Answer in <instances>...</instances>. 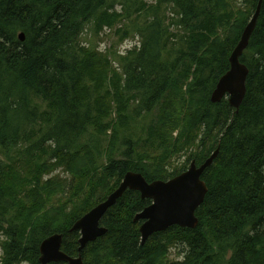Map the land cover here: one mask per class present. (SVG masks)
<instances>
[{
	"label": "trees",
	"instance_id": "obj_1",
	"mask_svg": "<svg viewBox=\"0 0 264 264\" xmlns=\"http://www.w3.org/2000/svg\"><path fill=\"white\" fill-rule=\"evenodd\" d=\"M159 1L181 15L178 24H185L187 31L186 58H176L169 65L161 62L167 42L160 25L152 22L137 32L142 46L135 48L134 60L122 64L116 94L131 96L137 102V115L150 113L166 92L177 90L181 75L193 71L188 93L200 94L195 114L185 118L172 146L151 156L147 150L138 152L135 158L127 149L93 173L87 184L74 176L65 180L57 195L71 200L55 209L35 185L34 166L69 163L81 149L89 148L80 144L84 135L90 130L106 132L109 91L99 81L86 83L90 57L77 43L82 26L100 14L106 0H0V234L6 235L0 264H40L39 244L54 233L63 234L61 249L76 256L80 235L70 227L104 200L124 173L132 170L148 181L166 180L184 171L192 160L201 163L217 146V158L202 175L208 191L196 209L199 222L194 229L171 226L141 244V221L133 217L150 200L127 190L100 220L106 234L81 250L83 262L159 264L163 252L178 245L183 259L171 264H223V259L226 264H264V0L240 56L248 76L238 113L226 99L212 103L210 94L228 70L229 54L257 0H243L245 13H237L232 23L229 12H222V0ZM95 61L99 64L95 71L111 70L101 57ZM185 63V69H180ZM153 133L149 131V140ZM155 147L150 145L149 151ZM48 153L50 162H40ZM174 154H185V160L168 170V158ZM76 190L81 191L79 197ZM43 205L47 209L36 216L35 208Z\"/></svg>",
	"mask_w": 264,
	"mask_h": 264
},
{
	"label": "rangeland",
	"instance_id": "obj_2",
	"mask_svg": "<svg viewBox=\"0 0 264 264\" xmlns=\"http://www.w3.org/2000/svg\"><path fill=\"white\" fill-rule=\"evenodd\" d=\"M222 1V12L230 14L229 23L233 22L240 11L245 13L243 0ZM103 10L82 26L77 43L79 49L84 52V56L90 57L86 65L88 69L86 83L92 84L99 81L102 87L109 91L107 98L111 107L106 115V132L99 134L96 130H90L84 135L80 144H88L89 148L81 149L77 153L79 157L73 158L74 160L69 163L55 164L43 169L34 166L36 177H38L35 185L49 196L51 207L55 209L60 208L67 200H71V197L58 196L57 192L66 183L65 180L70 181L72 176L84 179L87 184L93 173L99 172L111 158L122 157L127 149L128 152L131 150L135 158L138 152L144 154L147 150L148 156H151V153L172 146L182 131L186 119L195 114L194 108L200 101V94L188 93V86L193 80V71H188L187 77L180 76L176 91L166 92V96L150 113L137 115L134 112L137 102L125 93L121 96L116 94L121 84L122 64L134 60V50L142 46L141 35L137 32L147 28L152 22L153 25H160L167 42V49L161 53L160 60L169 65L176 58H186L183 55L186 52L185 24H178L181 15L166 2L160 3L159 0H106ZM96 57H101L103 63L108 61L111 70L95 71L93 67L99 66L95 61ZM186 64L179 68L184 70ZM188 67L191 69L193 65L189 63ZM179 87L181 91H178ZM122 96V101L119 103ZM150 130L154 133L149 140ZM159 143L160 145H157ZM150 145H155V149L149 151ZM1 152L0 149V155ZM9 155L13 159V149L9 150ZM185 157V154L169 156L168 162L171 165L168 164V170L182 164ZM40 162H50V153L44 155ZM143 162L151 164L149 161ZM75 193L78 197L81 195L79 190ZM46 209V205L35 208L36 216H41ZM5 244L6 235L1 233L0 258ZM163 256L159 264H171L175 260L182 261V246H170L166 254L163 252ZM225 258L227 260V257ZM223 264H226L224 259Z\"/></svg>",
	"mask_w": 264,
	"mask_h": 264
},
{
	"label": "water",
	"instance_id": "obj_3",
	"mask_svg": "<svg viewBox=\"0 0 264 264\" xmlns=\"http://www.w3.org/2000/svg\"><path fill=\"white\" fill-rule=\"evenodd\" d=\"M262 1L257 0L250 19L228 57L229 68L217 80L210 94L212 103L226 99L235 113H238L245 97L248 76V68L240 61V56L248 46L260 14ZM19 38L24 40V34L20 33ZM218 153L219 146L201 163L197 164L195 160H192L184 171L166 180L148 181L140 172L127 171L118 186L107 194L104 200L76 219L70 227V231H78L80 234L77 255L70 256L65 253L61 249L63 234L55 233L41 241L39 263L84 264L81 250L87 243L106 234L107 228L100 225V220L127 190L137 191L141 198L150 200V203L133 217V221H141L139 226L141 244L145 243L153 233L164 231L171 226L194 229L199 222L195 214L196 209L202 204L208 191L202 175L213 164Z\"/></svg>",
	"mask_w": 264,
	"mask_h": 264
},
{
	"label": "bare ground",
	"instance_id": "obj_4",
	"mask_svg": "<svg viewBox=\"0 0 264 264\" xmlns=\"http://www.w3.org/2000/svg\"><path fill=\"white\" fill-rule=\"evenodd\" d=\"M231 53V52H230ZM230 55V54H229ZM228 103V102H227ZM140 233V232H139ZM55 234V233H54ZM52 235V234H51ZM80 235V234H79ZM80 237V236H79ZM79 239V238H78ZM41 243V242H40ZM40 245V244H39Z\"/></svg>",
	"mask_w": 264,
	"mask_h": 264
}]
</instances>
